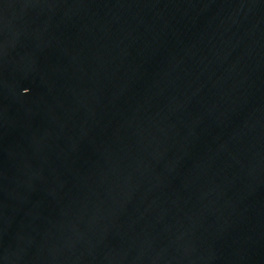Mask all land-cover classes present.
Instances as JSON below:
<instances>
[{
    "label": "water",
    "instance_id": "obj_1",
    "mask_svg": "<svg viewBox=\"0 0 264 264\" xmlns=\"http://www.w3.org/2000/svg\"><path fill=\"white\" fill-rule=\"evenodd\" d=\"M0 264H264V0H0Z\"/></svg>",
    "mask_w": 264,
    "mask_h": 264
},
{
    "label": "clouds",
    "instance_id": "obj_2",
    "mask_svg": "<svg viewBox=\"0 0 264 264\" xmlns=\"http://www.w3.org/2000/svg\"><path fill=\"white\" fill-rule=\"evenodd\" d=\"M25 91H27V89H25Z\"/></svg>",
    "mask_w": 264,
    "mask_h": 264
}]
</instances>
